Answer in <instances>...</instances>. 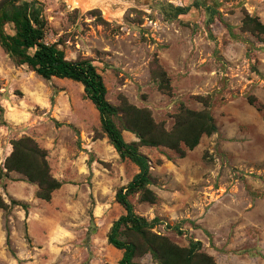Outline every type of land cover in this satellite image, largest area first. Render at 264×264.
<instances>
[{"label":"rangeland","instance_id":"374dc122","mask_svg":"<svg viewBox=\"0 0 264 264\" xmlns=\"http://www.w3.org/2000/svg\"><path fill=\"white\" fill-rule=\"evenodd\" d=\"M24 1L40 4L45 44L68 60L93 62L112 106L125 97L171 131L181 105L202 111L206 104L196 97L208 98L217 133L203 136L193 150L183 146L184 157L167 147H140L157 201L144 203L139 193L129 200L137 216L159 221L154 234L179 247L200 242V252L217 264H264V35L243 28L246 13L264 24V0L18 4ZM184 8L187 14H176ZM4 30L15 36L20 29L9 21ZM155 60L170 80L169 93L153 76ZM90 106L96 109L80 83L45 80L17 66L0 46V166L13 141L29 137L47 151L51 174L62 184L47 202L23 174L0 178V198L9 206L0 208V264L122 259L108 235L126 214L117 193L139 169L119 157L102 131L99 112L91 121ZM115 123L122 129L118 119ZM133 263L159 264L142 249Z\"/></svg>","mask_w":264,"mask_h":264},{"label":"trees","instance_id":"16d2710c","mask_svg":"<svg viewBox=\"0 0 264 264\" xmlns=\"http://www.w3.org/2000/svg\"><path fill=\"white\" fill-rule=\"evenodd\" d=\"M18 1L0 0L1 48L10 55L17 66L26 65L45 80L58 78L80 83L87 99L99 112L102 131L107 135L110 144L122 160L129 159L139 169L138 174L126 188L119 190L116 197L126 212L114 222L108 235L109 244L123 251L118 264H135L133 259L139 249L144 250V253L150 252L159 264H217L212 256L200 252V242H191L189 248H182L167 237L154 234L152 229L159 221L155 219L148 222L137 216L129 200L130 196L139 193L140 200L144 203L155 204L157 201L156 195L148 188L150 165L148 159L139 153L140 147H167L184 157L183 146L193 150L203 136L217 133L215 119L208 107V98L196 97L199 102L206 104L202 111H192L181 105L171 131H167L163 123L155 122L150 110L131 105L125 97H122L119 107L112 106L106 99L107 89L103 78L93 62L68 60L55 45L45 44L43 30L46 22L41 17L40 4L37 1L18 4ZM187 12L188 8L176 10L177 15H185ZM9 21L19 26V33L15 36L7 34L4 30ZM243 28L256 35H264V24L259 18L251 17L248 13ZM155 64L157 69L153 71V76L158 80L159 89L169 93L170 80L157 60ZM255 102L254 98H249L251 105ZM115 119L121 122L122 129L116 125ZM123 131L134 134L139 141L127 143ZM47 157V151L40 148L33 139L26 137L15 140L12 143V152L5 160L6 172L0 166V178L10 172L23 174L29 182L37 184V197L49 202L62 184L52 176ZM0 208H9L1 198ZM123 236L129 241L122 240Z\"/></svg>","mask_w":264,"mask_h":264},{"label":"crops","instance_id":"0c3cea01","mask_svg":"<svg viewBox=\"0 0 264 264\" xmlns=\"http://www.w3.org/2000/svg\"><path fill=\"white\" fill-rule=\"evenodd\" d=\"M89 110H90V114H91V121L95 120V118H98V111L95 109L92 108V106L89 107ZM123 135H125L126 139L128 142L132 143L134 142V136L132 134H130L129 132H124ZM85 147V146H84ZM86 156V154H85Z\"/></svg>","mask_w":264,"mask_h":264},{"label":"bare ground","instance_id":"6f19581e","mask_svg":"<svg viewBox=\"0 0 264 264\" xmlns=\"http://www.w3.org/2000/svg\"><path fill=\"white\" fill-rule=\"evenodd\" d=\"M76 5H79V3L76 2V3H75V6H76Z\"/></svg>","mask_w":264,"mask_h":264}]
</instances>
